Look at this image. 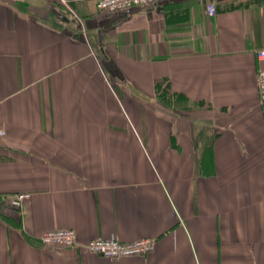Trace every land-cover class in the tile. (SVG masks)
<instances>
[{"label":"crops","instance_id":"obj_1","mask_svg":"<svg viewBox=\"0 0 264 264\" xmlns=\"http://www.w3.org/2000/svg\"><path fill=\"white\" fill-rule=\"evenodd\" d=\"M67 1L0 0V264H264V0Z\"/></svg>","mask_w":264,"mask_h":264},{"label":"built area","instance_id":"obj_2","mask_svg":"<svg viewBox=\"0 0 264 264\" xmlns=\"http://www.w3.org/2000/svg\"><path fill=\"white\" fill-rule=\"evenodd\" d=\"M157 0H96L95 5L98 10L118 12L128 10L135 6L148 5ZM74 16L75 20L82 24V20L72 10L67 0H59ZM208 16L216 14V6L213 1L206 4ZM263 54V52H261ZM257 95L261 102H264V67L258 71L257 75ZM5 135V131L0 128V138ZM28 193L16 194L11 200L14 206H20L21 202L28 198ZM40 241L46 246L78 247L89 252L111 258L144 255L155 247V239L141 238L131 242H123L116 237L98 238L88 241H80L73 229H54L44 232Z\"/></svg>","mask_w":264,"mask_h":264},{"label":"water","instance_id":"obj_3","mask_svg":"<svg viewBox=\"0 0 264 264\" xmlns=\"http://www.w3.org/2000/svg\"><path fill=\"white\" fill-rule=\"evenodd\" d=\"M217 1H221V0H217Z\"/></svg>","mask_w":264,"mask_h":264}]
</instances>
